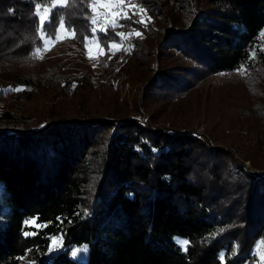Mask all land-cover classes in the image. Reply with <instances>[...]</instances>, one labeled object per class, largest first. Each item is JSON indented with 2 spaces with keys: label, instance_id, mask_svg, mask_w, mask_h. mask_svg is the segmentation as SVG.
<instances>
[{
  "label": "trees",
  "instance_id": "trees-1",
  "mask_svg": "<svg viewBox=\"0 0 264 264\" xmlns=\"http://www.w3.org/2000/svg\"><path fill=\"white\" fill-rule=\"evenodd\" d=\"M36 3L0 0V264H264V0H129L149 16L119 20L130 55L93 33L92 0L43 29ZM61 16L71 37L36 61Z\"/></svg>",
  "mask_w": 264,
  "mask_h": 264
},
{
  "label": "rangeland",
  "instance_id": "rangeland-1",
  "mask_svg": "<svg viewBox=\"0 0 264 264\" xmlns=\"http://www.w3.org/2000/svg\"><path fill=\"white\" fill-rule=\"evenodd\" d=\"M129 0H111V2L109 3L108 0H103L104 3H106L108 6L104 7L101 6V4H97L98 8L104 12V14L107 16L108 20L110 21V27H116V29L119 30V34L123 33L124 29L122 27V25H119V20L122 18H125L128 16V13H136L138 18L142 21H148L149 20V16L146 14V12H144L141 9H137L134 11L133 9V5H130L128 3ZM169 2V7L173 8L172 6V2L173 0H168ZM92 5V3H91ZM56 7H60V6H56ZM55 7V8H56ZM47 8H52V5L50 7ZM54 9V8H53ZM91 11V7L89 9ZM176 10V9H174ZM41 14H44V8L43 9H39ZM49 18V16H48ZM48 18L46 19V22L48 21ZM41 27V26H40ZM60 31L57 34L56 32V36L54 39H50V38H45L44 35H42L43 38V47H36L35 49H33L31 51V56L38 62H43L45 60L48 59L49 56V52L52 49L54 43H56L57 41L60 40H64V38H68L71 37V35H69L64 27L61 28V25H59ZM127 35H130V33H128ZM126 36V33H125ZM120 37H122V43H118L115 44L116 47L113 48L111 46V49L113 51H117L119 49H121V47L123 46L125 48V50L128 51V55H130L129 53V48L126 45L125 41H124V36L120 35ZM86 55H85V61H87V63L89 65H91L93 67V69L96 70V64L98 62L99 56L103 53V50L101 49V47L98 44L97 39L95 38H91V39H87L86 41ZM126 54V55H127ZM39 56V59H38ZM87 72V71H85ZM240 77H242V73L241 71H237L235 73L232 74H227V75H221L219 78L221 80H237ZM78 77H76L75 79H77ZM79 79V78H78ZM112 84V90L115 91L118 94L119 97V101H127L129 107H132V100H133V96L135 94V90L136 87H132V85L130 84V82L128 81L127 76L124 75H117L116 77H114V79L111 81ZM72 95V92H69V88H68V98H70V96ZM145 115H138L136 118L139 121V124H143L144 122V117ZM200 130H202V128H200ZM246 167H248L250 170L252 169V167L249 165V162H246ZM253 170V169H252ZM258 173L262 174V176L264 177V169L263 171H257ZM27 226L29 227H35L38 228L39 226L35 223L34 220L29 221L27 224ZM61 246V241L57 240V239H52L51 242V253H55L57 252L58 248ZM84 246L87 245H83L81 247H73L70 253V256L72 259L80 262V263H85L87 261V251H88V246H87V250H83ZM258 251H257V250ZM256 249H254L256 251V253H261V249L259 248V246H256Z\"/></svg>",
  "mask_w": 264,
  "mask_h": 264
},
{
  "label": "snow or ice",
  "instance_id": "snow-or-ice-1",
  "mask_svg": "<svg viewBox=\"0 0 264 264\" xmlns=\"http://www.w3.org/2000/svg\"><path fill=\"white\" fill-rule=\"evenodd\" d=\"M108 2L110 3L111 0H108ZM65 3H66V0H52V8L45 7L44 8V14H41L40 11H39V9L41 8V5L39 3H36L35 7H36L37 11L35 12V15L38 18V21H39V24L41 26V29H43V26H44V24L46 22V19L48 18V16H50V14L52 12V9L55 8L56 6L64 7L65 6ZM95 4H101V6H104V7L108 6L106 3L103 2V0H92V5H90V7H91V10L93 11V14L94 15H95V12H96V9L94 7ZM125 18H128V17H125ZM94 22L95 21H93V23ZM141 23H142V21H141ZM63 24H64V18H63V16H61L60 17V25H61V28L63 27ZM55 31L58 34L59 31H60V28H57ZM92 31H93V33H95L96 30L93 29ZM140 34H141L140 32H138V31L136 32V35L137 36H139ZM120 35H123V33H121ZM112 47L115 48L116 45L113 44ZM41 127H43V125ZM87 214L88 213H85V215H87ZM32 219H34V218H28V220L25 221V224H27L29 222V220H32ZM25 235H29V233L26 232ZM50 239H54V238L53 237H50ZM183 243L184 244H187L188 241H184ZM262 243H264V242H262ZM49 250L51 251V248ZM83 250L86 251L87 250V246H84V249ZM256 254L257 253L254 250L253 255H256ZM261 259L264 260V257H261Z\"/></svg>",
  "mask_w": 264,
  "mask_h": 264
},
{
  "label": "built area",
  "instance_id": "built-area-1",
  "mask_svg": "<svg viewBox=\"0 0 264 264\" xmlns=\"http://www.w3.org/2000/svg\"><path fill=\"white\" fill-rule=\"evenodd\" d=\"M96 12L95 15L93 14V11L91 10V24L93 29L95 30H104L107 27H110V21L108 20L107 16L104 14V12H102L97 4L94 5ZM93 21H95L93 23ZM39 59V56H38ZM82 74L87 75V72L83 71L80 74H77L76 77L81 78ZM76 79H74L71 84L69 85V92H73L75 87H76Z\"/></svg>",
  "mask_w": 264,
  "mask_h": 264
}]
</instances>
